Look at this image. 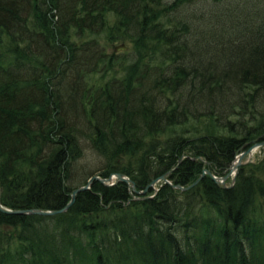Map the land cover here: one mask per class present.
<instances>
[{
    "label": "trees",
    "instance_id": "1",
    "mask_svg": "<svg viewBox=\"0 0 264 264\" xmlns=\"http://www.w3.org/2000/svg\"><path fill=\"white\" fill-rule=\"evenodd\" d=\"M262 140L264 0H0L4 206L64 208L94 175L187 186ZM261 151L230 188L95 181L65 213L0 210V264H264Z\"/></svg>",
    "mask_w": 264,
    "mask_h": 264
},
{
    "label": "water",
    "instance_id": "2",
    "mask_svg": "<svg viewBox=\"0 0 264 264\" xmlns=\"http://www.w3.org/2000/svg\"><path fill=\"white\" fill-rule=\"evenodd\" d=\"M127 49H128V46L125 44H121V45H118L115 47L116 51H120V50L125 51ZM245 146H247V145H245ZM261 147H264V140L256 141V142L250 144V146L247 149L239 152L236 155L234 161L230 165L229 171L226 174L216 175L210 169L206 168V169H204L201 176L194 183L187 185V186H183L181 184H176V185L173 184V182L170 181L168 178L170 172H167L164 175L153 179L143 190H137L134 180L131 179L130 177H128L127 175H125L124 173H113V175H111V177H109V178H103L101 176L94 175V176L90 177L84 185H81L80 187L74 189V191L72 192V195H71L72 196L71 201L68 202L64 208H61V209H42V208L12 209V208L4 206L1 199H0V210L4 213L20 214V215H23V214L32 215V214H34V215H42V216H52V215H56L59 213H63L65 211H67L73 205V203L75 202L77 194L82 192V191L90 189V187L92 186V184L96 180L100 181L101 183H103L106 186H112L118 182H125L128 185L132 186L131 187L132 192L142 195V197H139L141 199H147V198L153 197V195H148V194H149L151 189H154L157 192L158 189L155 186L159 181H162L164 183H168V184L172 185L174 188L185 191V190H189L190 188L195 186L197 183H199L200 180L206 174L211 176L212 179L217 184L222 185L225 188H230L236 182V177H237L240 166L243 165L244 163L251 162L250 157L252 156L253 150L257 149V148H261ZM247 154L249 155L248 161L244 162L243 158L246 157ZM229 177H231V183L230 184H228V181H227Z\"/></svg>",
    "mask_w": 264,
    "mask_h": 264
},
{
    "label": "rangeland",
    "instance_id": "3",
    "mask_svg": "<svg viewBox=\"0 0 264 264\" xmlns=\"http://www.w3.org/2000/svg\"><path fill=\"white\" fill-rule=\"evenodd\" d=\"M114 21H115V18L112 17V18H111V25H113V22H114ZM102 40L104 41V43L107 44V48H108L109 52H127V51L131 50V48H132V45H131L129 42H125V41H123V40L109 41V39L106 37L105 34H103V38H102ZM121 44H125V45H127V46H128V49L125 50V51H123V50L116 51V50H115V47L118 46V45H121ZM123 72H124V68H123V66H115V67H114V70H112V72H111V75H113V74L121 75ZM249 146H250V145H249ZM249 146H247L246 148L242 149L241 151L247 149ZM241 151H240V152H241ZM248 158H249V155L247 154L246 157L243 158V161H244V162H247V161H248ZM262 158H263V154H262L261 148H257V149H255V151H253V154H252V156L250 157L251 162L244 163L243 165H245V164L247 165V164H249V163H256V162L260 161ZM94 160H95L94 157H93L92 155H89V163L94 164V163H95ZM94 165H96V164H94ZM240 167H241V166H240ZM229 168H230V166H229L228 169L226 170V173L229 171ZM239 171H240V168H239ZM239 171H238V173H239ZM226 173H225V174H226ZM237 175H238V174H237ZM236 178H237V177H236ZM227 181H228V184H230V183H231V177H229ZM161 182H162V181H159V182L156 184L155 187H156L157 189L159 188Z\"/></svg>",
    "mask_w": 264,
    "mask_h": 264
},
{
    "label": "bare ground",
    "instance_id": "4",
    "mask_svg": "<svg viewBox=\"0 0 264 264\" xmlns=\"http://www.w3.org/2000/svg\"><path fill=\"white\" fill-rule=\"evenodd\" d=\"M253 151H255V149H254ZM252 154H253V153H252ZM96 181H97V180H96ZM124 183H125V182H124ZM126 184H127V183H126ZM127 185H128V184H127ZM128 186L130 187V190H131V187H132V186H131V185H128ZM135 186H136V185H135ZM90 188H91V187H90ZM176 189H177V188H176ZM88 190H89V189H88ZM151 190H152V191H155L154 189H151ZM151 190H150V191H151ZM85 191H86V190H85ZM181 191H183V190H181ZM185 191H186V190H185ZM82 192H83V191H82ZM131 192H132V190H131ZM157 192H158V190H157ZM157 192L155 191L154 193H157ZM132 193H133L134 195H136V196H140V197H142V195H140V194H137V193H134V192H132ZM149 193H150V192H149ZM78 194H79V193H78ZM78 194H77V195H78ZM151 198H152V197H151ZM138 199H141V198H138ZM69 209H70V208H69ZM69 209H68V210H69ZM68 210H67V211H68ZM67 211H65V212H67ZM65 212H63V213H65Z\"/></svg>",
    "mask_w": 264,
    "mask_h": 264
}]
</instances>
